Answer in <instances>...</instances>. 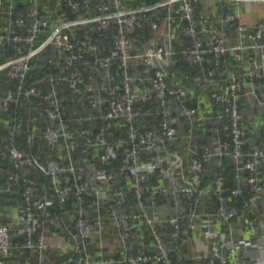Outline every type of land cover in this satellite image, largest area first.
Listing matches in <instances>:
<instances>
[{
	"label": "built area",
	"instance_id": "2783aa9c",
	"mask_svg": "<svg viewBox=\"0 0 264 264\" xmlns=\"http://www.w3.org/2000/svg\"><path fill=\"white\" fill-rule=\"evenodd\" d=\"M38 1L33 0L30 7L26 34L21 35L27 28L23 15L8 19L9 29L0 32V43L9 42L15 46L17 56L7 62L5 71L8 79L18 83L15 93L0 94V111L24 94L23 83L31 59L44 47H53L56 56L48 63L62 67L63 71L69 68L73 71L68 78H48V90L41 94L48 123L43 139L52 148L64 144L70 160L72 136L61 111L60 84L64 81L72 83L81 75L79 67L82 66L91 68L97 75L109 77L112 64L117 63L119 85L106 88V110L99 116L101 132L89 145L100 150L97 158L100 167L95 161H88L81 171L72 161L66 165L53 158L40 162L24 157L15 147L8 149L18 172L8 173L4 178L0 174V194H15L20 183L23 185L21 197L26 205L17 234L25 236L27 241L21 248L31 250L35 264H50L47 255L50 245L45 238L48 210L55 201L62 205L73 199L77 207L73 240L80 242L76 243L75 249L82 255L73 264H264V227H254L249 219L264 205L261 177L264 143L253 145L250 152H245V133L241 127L242 111L247 102L250 109L261 114L256 118L264 115V21L253 25L239 22L242 5L264 6V0H216L231 7L219 23L225 26L237 24L234 41L227 38L224 30L199 37L194 10L200 0H162L153 7L136 9H124L122 0H99L93 17L67 22L59 16L48 37L36 47L50 25L49 16ZM54 2L56 8L61 5L73 13H89L90 0ZM175 3L181 4V17L185 22L181 36L189 42V47L180 52L183 61L196 67L201 66L207 56L212 58L211 65L197 78V85L209 96L195 107L186 105L187 91L169 79L166 71L174 56L168 22L162 47L156 48L149 43L143 51L134 52L132 35L141 27L145 14ZM88 24L96 25L97 31H107L111 26L116 28L109 56L97 55V47L93 44L96 40H77L70 33L72 27ZM151 29L157 30V26L154 24ZM87 54H93L89 62ZM132 67L143 70L144 76L136 81L147 84L149 89L138 91L130 74ZM104 84L86 85L83 91L90 106L97 111L104 102L101 98ZM25 95H38L37 88H30ZM139 100L150 106L151 111L146 115L157 118V130L144 132L136 126L134 107ZM173 103L177 106L178 116L173 114ZM179 121L189 126L183 134L179 131ZM113 122L123 124L125 139L108 138L106 132ZM206 123L210 126H205ZM201 127L206 128V143L195 142ZM178 142H181L180 152L171 151V143ZM117 158L120 159L118 167L107 171L106 167ZM224 163L232 166V185L229 186L224 176ZM209 164L217 168L213 171L214 179L211 185L201 187V177L207 174ZM30 168L52 180L51 196H38L37 184L27 174ZM68 175L73 178V184L64 180V186L60 188L57 180ZM117 179L129 180L130 184L114 190L112 185ZM129 193L134 207L119 213L117 209L127 205ZM89 196L95 197L98 210L105 205V219L117 231V244L121 250L117 261L100 259L93 263L88 257L85 242L96 239L101 247L104 229L99 215L94 222L87 219L83 206ZM214 200L218 202L217 207ZM239 200H244L240 210L236 207ZM160 205H166L169 210L159 212L157 207ZM144 231L151 238V249L130 253L128 241L132 234ZM248 233L252 238L245 236ZM34 234L39 236L33 239ZM137 247L146 248L142 243ZM14 248L17 247L11 244L8 228L0 225L1 256H8ZM0 264L7 262L0 259Z\"/></svg>",
	"mask_w": 264,
	"mask_h": 264
},
{
	"label": "trees",
	"instance_id": "16d2710c",
	"mask_svg": "<svg viewBox=\"0 0 264 264\" xmlns=\"http://www.w3.org/2000/svg\"><path fill=\"white\" fill-rule=\"evenodd\" d=\"M162 0H122L121 6L124 9H136L140 7H153L157 3ZM99 0H90V8L88 15L86 14H77L73 13L69 9L61 6L56 8L54 0H39V6L42 10L46 12L49 16L50 25L49 29L46 30L42 36L40 37L37 46L44 41L49 35L52 27L55 25V20L61 16L67 22H75L82 18L93 17L95 13V7L98 4ZM33 3V0H0V32H5L9 29L8 19H14L18 15H23L26 20L27 28L21 31V35L26 34L25 32L28 30V15L30 12V7ZM256 6V5H251ZM245 9V8H244ZM202 7L200 3L195 7V25L198 32V35L202 34L201 30L205 29L203 26L209 28L212 32L221 31L227 34V38L233 41L234 30L237 24H231L225 26V24H220L219 20L226 14L220 15L216 20L212 19V23L208 21L204 23L205 16L203 15ZM165 22L170 24V39L171 46L174 53V56L170 59L169 65L166 68L169 79L175 81L180 86L184 87L187 91V99L186 105L188 107H195L198 103L203 101L204 98L209 96V94L201 91L200 86L197 85V78L202 74V71L209 67L212 62V58L207 56L201 66H190L187 65L180 56V52L183 48L189 47V42L187 39L182 38L181 30L184 27L185 22L181 17V4L175 3L170 6L158 7L152 10H149L145 14V19L143 20L141 27L137 29L132 38L135 40L134 47L135 50L140 51L142 44L148 43L153 39L154 33L156 31L151 29L152 25H156L157 27H162ZM227 27V29H226ZM226 29V31H225ZM19 33V32H18ZM70 33L77 40L90 39L96 40L93 43L97 47V55L99 56H109L112 52L113 46V38L116 34V28L111 26L107 31H97L96 25L88 24L86 26L77 25L72 27ZM200 33V34H199ZM20 34V33H19ZM202 38L201 36H199ZM26 50V48H25ZM90 55L88 58L87 56ZM17 55L15 54V46L9 42L0 43V66L13 60ZM55 57V51L52 47H46L41 52L36 54L30 61V70L25 76L23 83V91L26 92L32 87H36L38 91V95L41 96L49 87L48 78L55 76H63L69 77L70 73L73 71L72 68L68 70H64L62 67H55L48 63V60ZM93 59V54H87L86 60L89 62ZM81 70V76L77 77L72 83L66 81V83H61L58 88V95L61 103V110L63 115L65 114L64 121L69 128V133L72 136L71 144L73 148L80 140L82 139L84 142L91 140L93 141V136L97 133L101 132L100 126L102 121L100 120V114L104 113L106 110L105 100L108 97L106 88L109 87V83L104 84V91L101 94V98L104 101L100 110L97 111L93 109L89 102L86 100V95L83 93L86 85L94 86L95 82H101V78L106 77L104 74L97 75L91 68H87L86 66L79 67ZM118 65L117 63H113L110 71L108 72L109 78L112 75L113 83L111 86L119 85V74H118ZM142 72L141 68H132L131 75L136 76ZM114 74V75H113ZM103 84V83H101ZM17 81H12L8 79L6 76V71H0V94L5 93L6 91H12L16 88ZM15 92V91H14ZM208 105V104H207ZM44 105H42L41 100L37 97L33 96H25L23 95L17 102L10 104L6 109L0 111V174L1 177L4 178L8 173H16L17 169L14 167V163L8 154V149L10 147H15L19 152L22 153L24 157L27 158H35L37 160L49 159L53 158L57 161H62L63 164L67 163V157L60 155L56 149L49 147L44 139L43 132L46 127L45 115H44ZM201 109V108H200ZM91 110L93 112V119L88 118V115L91 114ZM136 110V126L139 127L142 131H151L158 129V121L151 117L147 116V112L151 111V108L148 104H145L142 101H138L135 105ZM80 112V115H79ZM263 118H256V112L253 113L248 112L243 117V121L241 122V127L245 131L243 136L246 141L245 152L250 151V142L257 141L262 143L264 141V136L262 135V126H263ZM205 126H210L209 124H204ZM255 132L256 136L249 135V132ZM82 134H86L84 137L80 136ZM106 135L109 139H125V128L122 123H111V128L106 132ZM196 143H206V133L203 131L201 127L200 131L197 132ZM89 146V145H88ZM72 148V149H73ZM85 154L84 162L87 161H95L97 167L100 165L97 163V158L99 155V149L88 147L84 149H79L76 151V147L71 150L72 160L77 157L79 154ZM71 156H69L71 161ZM40 160V161H41ZM120 163V159L117 158L113 161L108 167H106L107 171H113L118 167ZM224 168V176L227 179V186L232 185L230 180L232 178V166L228 163L223 164ZM217 168L215 167L213 171L215 172ZM29 177L34 179L38 186V195L49 197L53 194V186L52 180L38 173V171L29 169ZM215 173L208 176V174H204L201 177V187H205L211 185L214 179ZM66 178L70 179V184H73V178L71 176H66ZM66 178H60L57 180L58 186L63 188L64 180ZM155 180V178H151ZM262 182L264 183V171L262 176ZM129 180H121L117 179L116 182L112 185L114 190H117L120 187L125 185H129ZM232 187V186H230ZM23 190V185L17 187V193L12 195L0 194V225L6 226L3 220V213H5V208H13V207H25L26 203L21 197V191ZM91 201L95 202V198H87L85 207L88 209V204ZM244 200H239L236 204L237 208H240L241 204ZM215 207H217L218 202L214 200ZM134 206V200L132 196L127 194V206L124 208H120L119 211L126 212L129 211ZM65 209H69L73 214V221L69 224L70 233H74V223H75V214L77 211V207L75 206V201L73 199L68 200L62 206L59 205L58 202H54L53 208L50 210V214L54 215L55 218H60L61 224L66 225L67 220L64 219L63 215H60V211L63 212ZM73 209V210H72ZM105 209V208H104ZM106 210V209H105ZM96 212L94 211V215L91 217L94 218ZM263 214V209H260L256 218L257 221H260V218ZM35 215L39 217V214L35 212ZM93 220V219H92ZM111 233V232H110ZM52 234H59L58 232ZM39 235L34 234L33 239L38 237ZM11 244L17 248L12 249L8 253V257L6 260L11 264H21L25 261L26 258H33L35 256L31 253L30 249H22L21 246L26 243L27 238L25 236H19L17 232L10 234ZM88 243V245H87ZM142 243L146 248L138 249L137 245ZM80 244V242H78ZM131 253H137L139 251L148 252L151 249V238L148 232L144 231L142 233H134L132 236L131 242ZM85 248L88 254V257L93 263H96L101 258V251L98 250L95 253L96 242L89 241L85 242ZM95 249V250H94ZM94 250V251H93ZM30 253V254H29ZM61 252L58 250L50 251V263L52 264H73L75 259L81 258V256L77 255L74 252H69L67 254H60ZM117 256L119 253H116ZM117 256H113L112 259H117ZM174 259V255L172 256ZM31 259L30 261H32ZM35 264V263H34Z\"/></svg>",
	"mask_w": 264,
	"mask_h": 264
},
{
	"label": "crops",
	"instance_id": "0c3cea01",
	"mask_svg": "<svg viewBox=\"0 0 264 264\" xmlns=\"http://www.w3.org/2000/svg\"><path fill=\"white\" fill-rule=\"evenodd\" d=\"M199 3H200V6L202 7V10H203V13H204L203 15L205 16L204 21H202L204 23H207L208 21H210V23H212L211 22L212 19H215L216 20L218 17H220V15H223V14L227 13L231 9V7L228 6V4H226L224 2H219V1H216V0H200ZM240 9H241V20L239 22L241 24H244V25H253V24H257V23H262L264 21V6H263V8H261L260 6L242 5ZM203 27L205 29L201 30V33L202 34L199 33L200 34L199 36H201L202 38L207 37L208 34L210 32H212V30L210 31L209 28H207L205 26H203ZM160 28H162V27H160ZM226 29H227V27H226ZM226 29H225V31H226ZM159 34L160 33H156L155 32L154 33V36H153V39L150 40L155 45H158V44H161L162 43V41L160 43L157 42V35H159ZM233 39H234V36H233ZM144 46H146V43L142 44L141 50L143 49ZM87 57L89 58L90 55H88ZM87 68H89V67H87ZM142 73L143 72L139 73L138 75H136V77L142 76ZM66 78H68V76ZM62 83H66V81H64ZM101 83H107V84L109 83V84H112L113 83V77H112V75L110 76V78L109 77H103V78H101V82L100 83L99 82H95L94 83V86H96L98 84H101ZM136 84H137L140 92H142V91L144 92L149 87L148 85L140 84L138 82ZM17 85H18V83H17ZM12 91L13 92L16 91V88L14 90H12ZM23 95H25V92H24ZM23 95H21L20 98ZM33 97L39 98L41 100L42 105H43L41 96H39V95H33ZM176 107L177 106L174 103L171 105V108H173V114L175 116H178L177 115V112H176ZM93 112H94V110H91V114L88 115V118L93 119ZM62 114H63V112H62ZM79 115H80V112H79ZM260 115L261 114H259L258 112H256V117L257 116L259 117ZM64 116H65V114L63 115V117ZM261 118L264 119V115H262ZM45 121H46V119H45ZM263 122H264V120H263ZM47 125H48V123L46 121V127H47ZM180 128H179V130L181 132L182 129H180ZM202 128H203V131H206V128H204V127H202ZM44 131H45V129H44ZM68 131H69V128H68ZM244 133H245V131H244ZM43 134H44V132H43ZM181 134H183V131L181 132ZM85 135L86 134H82L80 136L84 137ZM249 135H251V136L254 137V135L256 136V133L252 131V132H249ZM262 135L264 136V123H263V126H262ZM91 143H92V140H91L90 143H89V141H85L84 142L82 139L80 140V137H79L78 142L75 145L76 151H79V149H84L85 147L88 148L89 147L88 145H90ZM263 143H264V141L261 143L260 140H259V142H258V140L257 141H251L250 142V150L252 149V146L253 145H261ZM180 144H181V142L180 143L179 142L178 143H171V145H170L171 151H178V152H180V150H181L179 148ZM246 146H247V144H246ZM56 151L60 155L66 156L67 159H68V155L65 152V145L64 144H60L59 147H57ZM99 152H100V150H99ZM84 158H85V154H81L80 153L73 160H72V156H71V161H72V163L79 170L82 171L85 163L88 162L87 160L84 162ZM45 160L46 159H43L41 161H45ZM60 162L63 164L62 161H60ZM68 162H69V159L67 160V163L66 164H68ZM66 164H63V165H66ZM65 181L66 182H70V179L69 178H66ZM85 204H86V202H85ZM85 204L83 206V208L85 210V213H86L88 219L92 220L93 217H91L90 214L93 216L94 215V211L96 212L95 202L94 201H91L90 204H88V209H86ZM23 208L24 207H22V206H20V207H13V208H7V207L5 208V213H3V220H4V223H5L6 227L9 229L10 234L15 233V230L18 227L22 226ZM59 211H60V215H63L64 216V219L67 220L66 225L61 224L60 218L59 219H56L54 217V215L50 214V216L48 217L47 238H48V240L50 242V245H51L50 251L55 249V250L60 251L61 252L60 254H67V253H69V252L72 251L73 246H76V244L74 243V240H73V236H71V233H70V230H69L70 229L69 228V224L72 223L74 217H73L72 212L69 209H65V211H63V212H61V210H59ZM55 232H58L59 234H52V233H55ZM111 234L113 235V230L111 231ZM111 234H110L109 228H107V230H106V236L104 235V237H105L104 247H105L106 253L108 255H114V254L118 253V250L116 251V247L117 246L115 245L114 240H113ZM245 236L252 238L249 233L246 234ZM89 241H94V239H90ZM87 245H88V243H87ZM95 249H94L95 250V253L97 252V254H99L98 253V250H97V246H96ZM100 251H101V254H103V251L102 250H100ZM8 256L3 257V256L0 255V259H3V258L6 259ZM104 256L107 258L106 254H104ZM31 259H33V260L30 261ZM31 259L26 258L25 261L23 263H21V264H34L35 263L34 257L31 258ZM7 264H11V263H8L7 262Z\"/></svg>",
	"mask_w": 264,
	"mask_h": 264
},
{
	"label": "clouds",
	"instance_id": "9594fccd",
	"mask_svg": "<svg viewBox=\"0 0 264 264\" xmlns=\"http://www.w3.org/2000/svg\"><path fill=\"white\" fill-rule=\"evenodd\" d=\"M160 3V2H159ZM158 4V3H157ZM197 4H199V3H197ZM196 4V5H197ZM155 6V5H154ZM196 7V6H195ZM194 14H195V10H194ZM195 19V18H194ZM194 22H195V20H194ZM166 23L167 22H165L164 23V25L162 26V28H160V27H157V30H154V31H156V33H160V36H161V38H162V43L161 44H158V45H155L152 41H149L148 43H146V46H144L143 47V49L142 50H140V51H137V50H135L134 52H141V51H143L144 50V48L145 47H147L148 46V44L149 43H152L153 45H154V47H156V48H159V47H162V45H163V34H164V30H165V26H166ZM195 27H196V25H195ZM197 30V29H196ZM48 37V36H47ZM40 39V38H39ZM39 41V40H38ZM38 41H37V43H38ZM45 41V40H44ZM234 41V40H233ZM43 42V41H42ZM41 42V43H42ZM37 43H36V47H38L37 46ZM46 47H51V46H46ZM46 47H44V48H46ZM43 48V49H44ZM53 48V47H52ZM42 49V50H43ZM41 50V51H42ZM54 50V49H53ZM40 51V52H41ZM39 53V52H38ZM37 53V54H38ZM134 54V53H133ZM55 56H56V52H55ZM6 64V63H5ZM4 65V64H3ZM2 66V65H1ZM133 68V67H132ZM131 68V69H132ZM134 68H136V67H134ZM137 68H139V67H137ZM3 70H5V69H3ZM142 72H143V70H142ZM118 74H119V70H118ZM130 74H131V70H130ZM133 75V74H132ZM131 75V76H132ZM142 76H144L143 75V73H142ZM142 76H140V77H142ZM119 77V76H118ZM132 78H133V80H134V85L137 87V89H138V91H139V88H138V86H137V82L138 81H136V79L137 78H139V77H134V76H132ZM138 83H140V82H138ZM140 84H142V83H140ZM110 85V84H109ZM145 85H147V84H145ZM111 86V85H110ZM148 89H149V87H148ZM140 92V91H139ZM140 101V100H139ZM143 102V101H142ZM137 104V103H136ZM135 104V105H136ZM146 104V103H145ZM242 107V106H241ZM244 107V106H243ZM135 108V107H134ZM244 109V108H243ZM255 111V110H254ZM256 112V111H255ZM135 113H136V110H135ZM243 117H244V115H243ZM156 120H157V118H155ZM179 123H182V127H181V129H182V131H183V133L185 132V131H187L188 129H189V126L188 125H186L183 121H179L178 122V124ZM135 124H136V117H135ZM180 128V127H179ZM180 131V130H179ZM181 131V132H182ZM245 148H246V146H245ZM251 151V150H250ZM249 151V152H250ZM46 161V160H45ZM45 161H40V162H45ZM98 163V162H97ZM214 163V162H213ZM30 169H33V168H30ZM29 170V169H28ZM33 170H35V169H33ZM37 171V170H36ZM264 171V170H263ZM263 171H262V175H261V177L263 176ZM39 173V172H38ZM27 174H28V177H29V172L27 171ZM208 174V173H207ZM44 176V175H43ZM211 176V175H210ZM46 177V176H45ZM30 178V177H29ZM48 178V177H47ZM30 179H32V178H30ZM34 180V179H33ZM35 181V180H34ZM37 184V183H36ZM262 184H263V186H264V183L262 182ZM37 189H38V186H37ZM38 194V193H37ZM8 195V194H7ZM39 196V195H38ZM91 197H94V196H89L88 198H91ZM95 198V197H94ZM126 202H127V197H126ZM134 204H135V202H134ZM60 206H62L61 204H59ZM95 205H96V199H95ZM54 206V205H53ZM127 206V205H126ZM126 206H124V207H126ZM124 207H120V208H124ZM134 207V206H133ZM263 207H264V205H262L260 208H259V210L257 211V213L256 214H254V215H252V216H249V219L252 221V223H253V226L254 227H259V226H263L264 227V224H262V225H260V223H261V218H262V216H261V218H260V221H257L256 222V219L254 220L253 218H256L257 217V215H258V213H259V211H260V209H263ZM53 208V207H52ZM51 208V209H52ZM106 209V207H105V205L104 206H102L99 210L97 209V207H96V214H95V216H94V218H93V220H90V219H88V217H87V219L89 220V221H91V222H94V221H96V219H97V216L99 215L100 217H101V219H102V221H103V225H104V229H103V234H102V239H101V247H99V242L96 240V239H94V241H96V246H97V249L98 250H102L103 251V254H102V256H101V258L100 259H109V260H112V261H117L118 259H120V255H121V250H120V248H119V246H118V244H117V231H116V229H115V227H114V225L110 222V221H108V220H106L105 218H106V215H107V209ZM119 208V209H120ZM51 209H49L48 210V217L50 216V210ZM119 209H117V211L119 212V213H123V212H121V211H119ZM130 210H132V208L130 209ZM129 210V211H130ZM239 210H240V208H239ZM126 212H128V211H126ZM87 216V215H86ZM251 217H253V218H251ZM76 218H77V212H76V214H75V222H76ZM56 219H58V218H56ZM47 225H48V218H47V223H46V226H45V238H46V242L50 245V242H49V240H48V238H47ZM1 226H3V225H1ZM6 227V226H5ZM21 227V226H20ZM20 227H18V228H20ZM107 227L109 228V230H110V232L113 230V235L111 234V236H112V238H113V240H114V243H115V245L117 246L116 247V251L118 250V253H119V255L117 256V254H114V255H108L107 253H106V249H105V247H104V240H105V237H104V235L106 236V229H107ZM17 228V229H18ZM17 229L15 230L16 232H17ZM9 230V229H8ZM264 230V229H263ZM134 233H138V232H134ZM134 233L132 234V236L134 235ZM75 234V223H74V233L73 234H71V236H73ZM9 235H10V231H9ZM132 236H131V238H130V240L128 241V244L131 242V239H132ZM10 240H11V237H10ZM90 240V239H89ZM89 240H87L86 242H88ZM252 240H255L254 238L252 239ZM79 242V241H78ZM74 243L76 244L77 243V241H74ZM78 244V243H77ZM130 245V244H129ZM131 246V245H130ZM50 249H51V245H50V248H49V250L47 251V255H48V257H50ZM71 252H74L75 254H76V256L77 255H79V256H82L81 255V251L78 249V250H76L75 249V246H73V249H72V251ZM131 253V252H130ZM104 254H106V256H107V258L104 256ZM1 255V254H0ZM113 256H117L118 258L117 259H112V257ZM99 259V260H100ZM75 260H77V259H75ZM74 260V261H75ZM49 263H50V259H49ZM50 264H52V263H50Z\"/></svg>",
	"mask_w": 264,
	"mask_h": 264
},
{
	"label": "rangeland",
	"instance_id": "374dc122",
	"mask_svg": "<svg viewBox=\"0 0 264 264\" xmlns=\"http://www.w3.org/2000/svg\"><path fill=\"white\" fill-rule=\"evenodd\" d=\"M260 7L261 8H263V6H261L260 5ZM162 41V38H161V36H160V34L159 35H157V42L158 43H160ZM248 105V106H247ZM247 108H249V103L247 102L246 103V108H244L243 109V115H246L248 112H252L253 113V111H254V109H247ZM179 126L180 127H182V123H179ZM181 129V128H180ZM213 169H214V164H209L208 166H207V173H208V176H210L212 173H213ZM157 210L159 211V212H164V211H167V210H169V207H166V205H160L159 207H157ZM262 224H264V207H263V214H262V218H261V223H260V225H262ZM108 228V227H107ZM107 230V229H106ZM108 237V236H107Z\"/></svg>",
	"mask_w": 264,
	"mask_h": 264
},
{
	"label": "water",
	"instance_id": "95a60500",
	"mask_svg": "<svg viewBox=\"0 0 264 264\" xmlns=\"http://www.w3.org/2000/svg\"><path fill=\"white\" fill-rule=\"evenodd\" d=\"M7 66H8V64H7V63H6V64H4V65H2V66H0V71H1V70H3V69H5Z\"/></svg>",
	"mask_w": 264,
	"mask_h": 264
}]
</instances>
